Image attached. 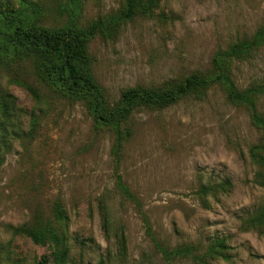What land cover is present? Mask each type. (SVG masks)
<instances>
[{
    "label": "rangeland",
    "instance_id": "1",
    "mask_svg": "<svg viewBox=\"0 0 264 264\" xmlns=\"http://www.w3.org/2000/svg\"><path fill=\"white\" fill-rule=\"evenodd\" d=\"M21 1L0 0L5 7ZM41 1L43 23L57 27L71 16L87 25L126 0H80L76 14L68 10L72 0ZM263 26L264 0H157L116 36L89 42L93 72L116 105L127 88H169L193 73L212 75L219 53L251 43ZM228 70L240 89L264 88V37ZM0 88L16 96L25 131L12 138L0 165V264H35L53 249L8 225L49 222L65 233L67 264H264V223L254 221L264 208L263 167L252 159L264 132L224 85L138 107L119 163L113 131L97 127L84 103L53 94L27 63L0 65ZM256 106L264 116V91ZM120 176L133 197L119 188ZM57 201L64 222L54 216ZM182 250L189 251L176 253Z\"/></svg>",
    "mask_w": 264,
    "mask_h": 264
},
{
    "label": "trees",
    "instance_id": "2",
    "mask_svg": "<svg viewBox=\"0 0 264 264\" xmlns=\"http://www.w3.org/2000/svg\"><path fill=\"white\" fill-rule=\"evenodd\" d=\"M72 1L75 5L68 7V10L76 14L80 0ZM156 4L157 0H126L118 11L102 15L87 25H80L71 16L68 23L49 27L43 23L45 7L41 0H22L19 6L6 7L0 2V65L27 63L38 80L57 97L84 103L97 127L113 131L117 163L120 162L125 140L133 133L128 119L138 107L165 106L187 95H200L215 83L224 85L233 101L247 105L252 111L255 125L264 132V116L256 108V95L264 91V88L240 89L228 70V63L233 57L241 56L250 45L258 46L262 43L264 26L257 31L251 43H238L230 52L219 53L214 59L215 71L212 75L193 73L169 88L144 86L127 88L116 105L109 103L104 88L93 72L89 42L98 35L105 39L116 36L123 24L138 14L151 13ZM21 84L35 97H39L38 91L31 84L26 81ZM21 108L13 93L0 88V165L4 162L5 149L9 147L12 138H19L25 132L19 121ZM37 125L38 120L34 117L31 133L35 131ZM262 144L254 146L252 159L263 167L258 176L259 181L264 184V143ZM118 183L125 195L133 197L121 176ZM207 189L205 187L202 191ZM54 216L58 222L68 219L60 201L55 203ZM254 221L258 224L264 223V208L254 217ZM8 226L16 232L26 234L36 243L53 244L51 252L43 254L35 264L69 262L65 233L54 223ZM152 238L158 245L154 235ZM121 245L125 246V238ZM221 247L226 246L222 244ZM159 248L167 255V250L163 246ZM185 251L189 250L176 253Z\"/></svg>",
    "mask_w": 264,
    "mask_h": 264
}]
</instances>
